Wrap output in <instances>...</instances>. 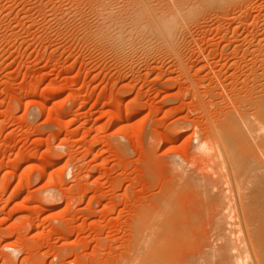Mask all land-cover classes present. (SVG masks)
<instances>
[{
    "label": "rangeland",
    "instance_id": "rangeland-1",
    "mask_svg": "<svg viewBox=\"0 0 264 264\" xmlns=\"http://www.w3.org/2000/svg\"><path fill=\"white\" fill-rule=\"evenodd\" d=\"M175 1L0 0V264H135L162 186L220 171L199 139L264 102V0Z\"/></svg>",
    "mask_w": 264,
    "mask_h": 264
},
{
    "label": "bare ground",
    "instance_id": "bare-ground-1",
    "mask_svg": "<svg viewBox=\"0 0 264 264\" xmlns=\"http://www.w3.org/2000/svg\"><path fill=\"white\" fill-rule=\"evenodd\" d=\"M180 3L176 0L172 10L179 9ZM159 24L167 28L174 22ZM257 104L253 119L244 115V120H238L228 115L216 126L217 139H199L198 147L206 154L209 151L208 156L213 155L216 168H220L213 180L203 176L202 192L196 190L198 177L194 173L179 179L176 186L165 188L169 182L162 183L164 192L152 202L151 212L138 217L132 254L137 264H264V158H260L264 154V135L260 133L264 134V102ZM251 137L258 140L252 143ZM212 186L214 192L209 189ZM232 200L239 209L235 229L225 213Z\"/></svg>",
    "mask_w": 264,
    "mask_h": 264
}]
</instances>
